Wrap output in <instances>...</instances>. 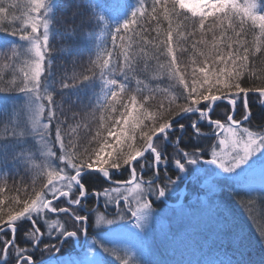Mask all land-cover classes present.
<instances>
[{"label":"snow or ice","instance_id":"snow-or-ice-1","mask_svg":"<svg viewBox=\"0 0 264 264\" xmlns=\"http://www.w3.org/2000/svg\"><path fill=\"white\" fill-rule=\"evenodd\" d=\"M222 193L264 207V0H0V264H164ZM223 213L214 264H253Z\"/></svg>","mask_w":264,"mask_h":264},{"label":"rangeland","instance_id":"rangeland-1","mask_svg":"<svg viewBox=\"0 0 264 264\" xmlns=\"http://www.w3.org/2000/svg\"><path fill=\"white\" fill-rule=\"evenodd\" d=\"M189 195L186 196L185 203L191 199L192 195L202 194L200 190L194 188L191 184L188 186ZM223 209H229L225 205ZM259 212L258 207H254ZM237 212L235 215L242 225L244 238L247 241L250 232L256 234V228L262 220L261 213L252 210V215L255 220L249 219L248 209L236 205ZM230 213L228 210H225ZM239 213V214H238ZM171 222V229L168 239H163L159 230L154 226V231L149 241L150 256L148 259L160 260L164 264H214L217 260L214 257L218 242L215 240L218 222L214 208H209L207 205L194 200L189 205V213L180 219L175 218V214L168 217ZM94 231V229H92ZM250 231V232H249ZM216 242V244H215ZM134 243V242H129ZM72 256L78 254L75 246H71ZM66 255H69L65 253ZM70 256V255H69ZM166 257L170 259L166 261Z\"/></svg>","mask_w":264,"mask_h":264},{"label":"trees","instance_id":"trees-1","mask_svg":"<svg viewBox=\"0 0 264 264\" xmlns=\"http://www.w3.org/2000/svg\"><path fill=\"white\" fill-rule=\"evenodd\" d=\"M57 40H59V37H57ZM83 60L84 61L87 60V53L86 52L83 54ZM58 63H64V59L58 58ZM71 70H72L71 66L69 65V71L71 72ZM253 102H255V101H253ZM255 110L256 109H254V111ZM222 111L223 110H221V113H222ZM219 199H220L221 206L223 207V205H225L229 209L214 208V212L216 213L217 219L219 220L218 222H215V224H218L220 221L223 220V218H224L223 211L226 212L225 210H228L230 213H232L231 216L235 217L236 213L234 212V210H236L235 209L236 205H238L240 208L243 207L241 205V203L239 202V198L232 196L230 193H222L220 195ZM257 207H258L259 212H257L255 210V208H253V210L256 211L257 213H261L262 220L264 221V207H262V206H257ZM226 213H228V212H226ZM236 220L239 221L237 216H236ZM91 230L92 229H90V231ZM257 237H258V232L256 234H253L252 232H250L248 239H247L246 258L249 259L250 261H252L253 264H259V261H260L261 256H262L261 249L254 243V241ZM215 244H216V242H215ZM72 250H73V248H71V246L65 247V253L69 254L70 256H72V254H74V253L76 254V252H73ZM214 254H215L214 257H216L217 260L223 256L222 248H221V245L219 243L216 246V251ZM165 259H166V261H168L170 258L166 257Z\"/></svg>","mask_w":264,"mask_h":264},{"label":"flooded vegetation","instance_id":"flooded-vegetation-1","mask_svg":"<svg viewBox=\"0 0 264 264\" xmlns=\"http://www.w3.org/2000/svg\"><path fill=\"white\" fill-rule=\"evenodd\" d=\"M189 186H190V184H189ZM176 199H177V197H173V198H171V200L169 201L170 203H174L175 201H176ZM185 202V201H184Z\"/></svg>","mask_w":264,"mask_h":264}]
</instances>
